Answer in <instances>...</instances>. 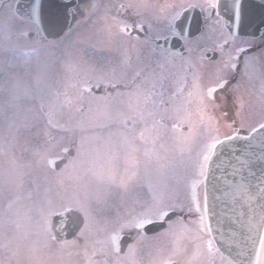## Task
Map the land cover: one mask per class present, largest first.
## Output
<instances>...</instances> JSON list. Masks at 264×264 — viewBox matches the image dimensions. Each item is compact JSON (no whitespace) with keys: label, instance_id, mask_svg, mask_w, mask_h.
Returning a JSON list of instances; mask_svg holds the SVG:
<instances>
[{"label":"snow or ice","instance_id":"1","mask_svg":"<svg viewBox=\"0 0 264 264\" xmlns=\"http://www.w3.org/2000/svg\"><path fill=\"white\" fill-rule=\"evenodd\" d=\"M48 2L0 0V264H264L243 0Z\"/></svg>","mask_w":264,"mask_h":264},{"label":"water","instance_id":"2","mask_svg":"<svg viewBox=\"0 0 264 264\" xmlns=\"http://www.w3.org/2000/svg\"><path fill=\"white\" fill-rule=\"evenodd\" d=\"M248 0H243V3L245 5L244 9L245 8H249V3L247 2ZM22 3H23V0H22ZM46 8H50V9H54L55 8V0H49V2L46 4ZM191 16L193 17H196L195 19L192 20V33L193 35H199V31H203V24L200 22L199 18H198V14L197 13H192ZM243 21V19H242ZM244 22H246L244 20ZM233 22L232 21H229V24L231 25ZM247 23V22H246ZM199 30V31H198ZM243 31H240V33L242 34ZM173 46L176 50H179L181 48V43L179 41H174L173 42ZM212 55V52L209 51L205 54L206 57H208L209 59H213L216 57H211ZM54 224L56 226L59 225V218H55L54 220ZM65 230L69 233V238H71V233H72V230H73V221L71 219V217L68 219L66 225H65Z\"/></svg>","mask_w":264,"mask_h":264},{"label":"flooded vegetation","instance_id":"3","mask_svg":"<svg viewBox=\"0 0 264 264\" xmlns=\"http://www.w3.org/2000/svg\"><path fill=\"white\" fill-rule=\"evenodd\" d=\"M254 2L258 3V0H254ZM251 11L255 13V15L257 16L260 11H257L255 10L254 11V8H251ZM261 24H264V21L261 22ZM260 26H253L252 28H259ZM264 27V25H263ZM246 28H251L250 25H242L241 26V29H246ZM262 28V27H261ZM143 35V34H141ZM249 37H251L252 35H255V34H247ZM256 36V35H255ZM257 38L259 36H256ZM207 47H211L212 46V40L211 39H208L207 40ZM255 95H245L244 96V101H245V104L247 106L248 103H255ZM217 103L221 105V107L225 110H228V111H233L234 109V98H233V93L231 91V89H229L227 92H223L221 95H219V98L217 100Z\"/></svg>","mask_w":264,"mask_h":264},{"label":"rangeland","instance_id":"4","mask_svg":"<svg viewBox=\"0 0 264 264\" xmlns=\"http://www.w3.org/2000/svg\"><path fill=\"white\" fill-rule=\"evenodd\" d=\"M150 3L158 4L160 6H166L169 4H179V3H188L190 0H149ZM166 11H171V9H166ZM206 40L202 42L201 46L205 44Z\"/></svg>","mask_w":264,"mask_h":264}]
</instances>
